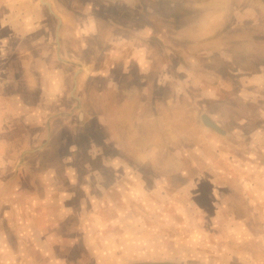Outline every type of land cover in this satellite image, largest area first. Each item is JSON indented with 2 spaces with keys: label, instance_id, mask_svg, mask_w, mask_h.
<instances>
[{
  "label": "rangeland",
  "instance_id": "374dc122",
  "mask_svg": "<svg viewBox=\"0 0 264 264\" xmlns=\"http://www.w3.org/2000/svg\"><path fill=\"white\" fill-rule=\"evenodd\" d=\"M43 1L54 15L40 0H0V99L17 110L0 117V264H95V244L132 248L108 261L98 255L99 264H264V193L255 198L242 183L264 163V147L249 141L264 131V112L234 91L200 105L193 95L213 85L208 67L225 65L202 52L212 39L235 54L227 68L264 61V0H138L136 10L126 0ZM219 5L227 15L210 17ZM235 6L247 10L240 31L200 37L215 21L232 23ZM103 16L149 24L141 33L176 51L150 43V68H125L133 48L114 39H142L109 29ZM94 24L96 36L85 35ZM163 60L166 77L154 86ZM205 109L224 134L202 123ZM241 114L248 123H238ZM149 145L154 160L136 159ZM139 247L150 255L134 257Z\"/></svg>",
  "mask_w": 264,
  "mask_h": 264
},
{
  "label": "crops",
  "instance_id": "0c3cea01",
  "mask_svg": "<svg viewBox=\"0 0 264 264\" xmlns=\"http://www.w3.org/2000/svg\"><path fill=\"white\" fill-rule=\"evenodd\" d=\"M105 1L122 3L125 0H103L102 3L105 4ZM136 1H138V0H126L125 2H128V5L130 7L134 6L133 7L134 10H136L137 9L136 8L137 5L135 4ZM218 1H221V0H218ZM222 1H226V0H222ZM40 2L43 3L44 5H46V7L50 11V13L54 15V12L51 9L50 3L44 2L43 0H40ZM86 3L92 4L94 2H92V0H90V1H87ZM207 4H209V2H207ZM236 7L237 6H235L234 10L230 9L228 11V15L233 17L232 23L227 24L226 22H224V20L221 22L215 21L214 23L209 25V27H211V25H212V29H210V31H208L207 35L202 34V35H200V37H204V36L208 37L212 34L220 32V31H221L222 36L228 35L229 32L240 31L242 29L241 28V25H242L241 22H242V20L245 19L247 10L236 9ZM209 9H210V11H209L210 14H208V15H210V17L227 15V11H226L227 8H224L221 5H219L218 9H215V8H213L212 10H211V8H209ZM94 12L95 11L89 12L88 14L91 15L93 17L92 19L95 20V22H96V19L98 17L96 15H94ZM103 19L107 22V26L109 27V29H111V30L117 29L119 32L123 31L125 33L131 34L133 36V38L137 37V38L142 39V40H140L142 45L139 44L137 46H135V44H133V42H135V39H132V38H126L125 39L124 35L118 36L117 39H114L115 44H117L118 46L122 47V46L126 45V46H131L133 48V53L132 54L130 53L129 58H127L125 60V63L123 62V66L125 68H129L130 62H136L140 65L143 72H146L147 68H150L151 60H150V55H147V56L143 55V53H144L143 48H144V46H146L150 43L156 45L160 51L166 52V54H168V52L169 53L172 52L174 54L176 51V50H173V48H171V47L168 48L165 43H162L161 39L156 38L152 35L150 36L151 33H149V32L148 33H141V30L144 27L147 26L149 28V24H142L139 27H135V26H132L130 24L124 25L122 23H116L109 16L108 17L103 16ZM59 24H60V22H59ZM94 26H95L94 28L90 27L89 30H86L84 34L88 35V36H93V35L96 36L97 27L95 24H94ZM182 27L183 26L178 27V28H176V30L180 29ZM9 28L11 29V31L15 30L13 27H9ZM143 30H145V29H143ZM198 31L201 32L202 29L199 30V28H198ZM198 31H197V33H198ZM202 32H204V31H202ZM215 37H216V35H215ZM216 39L217 38H215V40H213V39L210 40V42H212L213 44L208 47L207 51H202V52H207L209 59H211V58L222 59L223 63L225 65L223 66V70H218L214 67L211 69L210 67H208L207 73L209 74L208 76H210L213 79V85L209 86L207 88H199L197 93H193V95L196 96L197 105H200V103H201L200 101H197V100H201V99H205V101L220 100L219 99L220 92L224 93V96H229L230 93L232 94V92L234 91L233 93H235L239 97L240 101H243L242 103H245V104L248 102L253 103L256 105L255 107L257 109V112H260V111L264 112V107L260 106V103L264 99V61L257 59V55H256V57H254L255 59H252V61L245 60L246 59L245 58V59H243L244 64H242L243 62L242 63L240 62L237 67L227 68V65L234 61L235 54L230 49V45L228 44L226 39H223L222 41L216 40ZM216 42H218L219 44H217ZM241 44H243V43H241ZM118 46H117V51L114 53V55L116 54V56L119 58L121 48L119 50ZM191 47H193V46H191ZM216 47L218 48V50H216ZM57 48H58V46H57ZM240 48L241 47H239L238 52L242 51ZM246 52H247V50H246ZM246 52L244 54H242L243 57L244 56L247 57ZM191 53L194 54L193 51H191ZM191 57H193V56H191ZM56 59L61 61V58L58 55L56 56ZM198 62L196 64H199ZM112 64H114V59L112 60ZM162 64L164 67L162 69V72H160V74L155 78V85L154 86H160V84L162 83V80H164L166 77V71H165V67L167 65L166 61L163 60ZM145 65H146V67H145ZM96 70L97 71H95L94 74H99V73L103 74L102 70H99V69H96ZM160 71H161V68H160ZM127 72L128 71L126 69H124V71L121 70L122 74H126ZM144 75H146V74H144ZM142 79L145 81L146 77H142ZM231 89H232V91H231ZM143 90H142V92L145 93L146 89H143ZM153 94L156 95V93H152V95ZM174 94H176V93H174ZM198 109L200 110L199 106H198ZM240 110H241V108H240ZM10 113H12L13 116H14V114H16V116H17V110L13 109L10 106V104H7L4 100V97H3L2 99H0V117L5 118V115L7 114L6 119H8V116H9L8 114H10ZM205 113H206V115H208L210 117L211 120L214 121L212 114L210 112L206 111V109H205ZM0 123H3V122H0ZM7 123H9V122H7ZM238 123L239 124L248 123L247 117L245 115L241 114L238 118ZM241 135H242V133H240L239 137H241ZM249 135H250L249 141H250L251 145H255L256 147H261V146L264 147V131L258 130L256 128V130H254V132H251ZM48 139H49V137L47 135V137L44 138L43 141H41L40 146L43 145V147H44V145L47 144ZM38 140H39V138L37 139V141ZM40 146L35 147L34 151L36 149H39ZM43 147H41L40 149H42ZM148 147H149L148 151H150V152H147V153H144L145 151L139 152L136 155V159L143 161V162H148V163L151 160H154V158L156 157V154H157L156 153L157 149L155 146L152 147L151 145H149ZM254 153H255V159L257 160V156H259V153L256 151ZM222 154L223 153H220L221 156H223ZM224 154H226V152H224ZM21 157H24L23 153H22ZM134 159H135V157H134ZM251 168H253V167H251ZM248 173L250 174L249 175L250 180H246L245 178H243L244 182H242V183H243L244 189H245V191L249 190V192L255 194L254 195L255 198H257L258 197L257 193H261V194L264 193V163L262 165H259L256 162L255 167L253 169H249ZM262 198H263V196L260 197V202H262V200H263ZM63 215L64 216L61 220L65 221L67 218L66 213H64ZM81 219L83 220L84 217L79 216L78 224L80 223ZM114 220L117 221L118 218H115ZM130 220H132V218H130ZM260 222H262V221H260ZM39 230H41V228H39ZM126 233L128 234V231L125 232V234ZM49 234H52L53 238H55L54 236H55L56 232L50 230ZM141 238L144 240L143 236H141ZM127 240H130L131 242L136 241V240L133 241L134 237L127 238ZM118 247L120 249L128 248V246H126V245L118 246ZM118 247H117V252H116L115 249H112V250L108 249L107 250V249H105V247L102 246L100 248V247H97V244H95V248L91 247L90 248L91 251L88 253L92 254V256H94L95 264H99L100 260L97 259V261H96V256L99 255V256L105 257L106 260L103 258L102 259L104 261H108L109 257L120 254L121 251H120V249H118ZM128 249L131 250L132 248H128ZM136 249H135V253L132 254V255H134V257H136L135 255L141 256L142 254L150 255V252L143 247H139ZM42 254L46 255L45 252H43ZM160 262H167V261L144 260V261L133 262L132 264H156V263H160ZM106 264H120V263H118L116 261H111V262H107Z\"/></svg>",
  "mask_w": 264,
  "mask_h": 264
},
{
  "label": "water",
  "instance_id": "95a60500",
  "mask_svg": "<svg viewBox=\"0 0 264 264\" xmlns=\"http://www.w3.org/2000/svg\"><path fill=\"white\" fill-rule=\"evenodd\" d=\"M201 121L202 123L208 127L216 131L217 133L224 134L225 131L220 128L213 120L210 119V117L206 114L201 115ZM156 264H176V263H171V262H160Z\"/></svg>",
  "mask_w": 264,
  "mask_h": 264
}]
</instances>
